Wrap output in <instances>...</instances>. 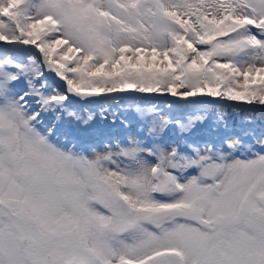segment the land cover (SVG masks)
<instances>
[{"label":"snow or ice","instance_id":"1","mask_svg":"<svg viewBox=\"0 0 264 264\" xmlns=\"http://www.w3.org/2000/svg\"><path fill=\"white\" fill-rule=\"evenodd\" d=\"M37 32L48 39L36 44ZM0 41L45 54L0 51V264H264V121L182 119L121 97L141 125L122 144L97 127L103 104L72 111L44 76L46 64L77 95L87 85L189 97L212 83L210 96L264 105V0H0ZM52 44L82 53L72 78L48 59ZM147 49L172 59L147 68Z\"/></svg>","mask_w":264,"mask_h":264},{"label":"rangeland","instance_id":"2","mask_svg":"<svg viewBox=\"0 0 264 264\" xmlns=\"http://www.w3.org/2000/svg\"><path fill=\"white\" fill-rule=\"evenodd\" d=\"M206 2L210 3L211 0H206ZM37 35L39 36V38L36 40V44H40V42L42 40L46 41L48 39V37L45 36L42 32H37ZM49 35H51V34H49ZM218 39H220V37H218ZM196 47H198L200 50H207V46H205V45H196ZM66 49H67V45H55V44H52L50 49H49L48 59L54 64L55 67H58L61 63H63L65 65V68L62 69V70H64L66 72V74L69 76V78H72L74 74L71 73V72H67V69L73 67L76 64V59H78L79 56L82 55V53H67V57L68 58H65ZM159 51H160V49H157L158 53H159ZM126 55H131V53H127ZM139 55L143 56L142 63L147 68H151L153 63H154L155 64V70H157V71L159 69H161V68H165L167 66V64H168V61L172 59V55H170L168 57V60H165L164 57L162 55H159V54L155 57V59H153L150 49L142 51L141 53L138 54V56ZM135 59L136 58H133V61H132L133 63L135 62ZM218 62L223 64V63H226L227 61L225 59H223V58H220ZM90 63H92V62H90ZM208 63L210 65L212 63V61L209 60ZM257 66L258 67L260 66L259 63H257ZM173 68H175V64H173ZM106 71H107V69H106ZM177 73H178V70H177ZM89 79L92 80L93 82L98 81L100 79V75L95 76V77H89ZM236 80H237L238 83L235 86V90L239 91V92H243L244 90H243L242 87H240V85H243L244 78L237 73L236 74ZM64 81L66 82V80H64ZM86 87H87V85L84 86L82 91H91L89 89H86ZM160 87L163 88L164 85H160ZM213 87H216V85L212 84V83L206 84L205 87H204V90L202 92H199V93L208 94V90L213 88ZM258 87H260L259 77H256V76L250 77L249 78V88L251 89V88H258ZM21 88L23 90H27V85L26 84L21 85ZM131 89H134V88H131ZM184 90L185 89L181 88V87H177V89H176L177 94L182 93ZM49 91H51V89H49ZM219 91L221 93H223L225 91L223 84H221L219 86ZM159 92L172 94L169 91H159ZM21 94H22V92H21ZM217 96H222V97L228 99L226 96H223V95H217ZM229 100H231V99H229ZM236 101H245V102H247V100H236ZM145 103H147V102H145ZM252 103L260 105L256 101H253ZM101 104L102 103L82 104V103L73 102V107H72L71 110L72 111H77L78 109H80L83 106V108L86 110L83 114L86 115L87 111H91V112H95V113L99 114L102 111ZM147 104L149 106L155 105L158 109L160 108V110H162L161 107H160L161 104H159V103H147ZM166 105L168 107L171 106V108H168L165 111L162 110L163 113H170L172 116H178V117H180L182 119H186L188 116H192V115H204V116H207V117L211 118L215 114L220 113L221 111L226 112V113L227 112L231 113V112L235 111V109H232L230 111H228L227 109H224V110H220V109H216V108H214V109L209 108L208 109L207 107H204V106L202 107L201 105H195V104L187 105V106H183V105H168V104H166ZM33 107L36 108V110H39V106L35 105L34 102H33ZM189 107H200V109H196L192 113L190 111ZM201 107H202V109L206 108L208 110L206 112L200 111ZM103 111H104V115L108 117V121H107V123H105V121L99 119V117H98V119L96 121L97 127H101V128L112 127V130L117 133V136L121 140L122 144H126L127 143L129 135L135 136V137L138 138V133H139L141 125H140V122H139V120L137 119V117H136V115L134 113V106L130 107L128 101L119 100V101H116V102L104 103ZM110 111L115 112V113L118 114V119L116 120V123H115L114 126L112 125V117L110 115ZM186 111H188V114L186 115V118H184L183 115H184V112H186ZM240 112L242 113V111H240ZM244 114H245L244 116H246V115L251 114V113H244ZM41 115L44 118L46 123L55 122L54 115L52 113H42ZM260 117H262L264 119L263 116H260ZM64 119L68 120L70 118L65 116ZM121 121H127V123L126 124L125 123H121ZM239 122L240 121H238L237 123L233 124V120L229 118V125L230 126L239 125ZM74 124H75V122L73 121V126H74ZM65 126H67V125H65ZM209 126H211V120H209L204 125L205 128H207ZM221 131H223V126H221ZM145 136H146V133H145ZM61 139H64V138L61 137ZM113 143H114V141H113Z\"/></svg>","mask_w":264,"mask_h":264},{"label":"water","instance_id":"3","mask_svg":"<svg viewBox=\"0 0 264 264\" xmlns=\"http://www.w3.org/2000/svg\"><path fill=\"white\" fill-rule=\"evenodd\" d=\"M22 48L31 51L39 61H44V53L36 47V44L19 45L9 43L7 41H0V51L12 50L13 48ZM44 76L50 86L57 89L60 93L69 97V100L75 103L88 104L89 101H96L97 103H109L121 100V97H133L138 101L147 103H159L168 105H201L208 109H227L228 111L235 109L242 111V113H253L264 117V106L255 103H248L245 101L229 100L222 96H210L205 93H197L195 96L184 97L180 94L172 95L163 92H137L135 89L126 88L124 91L116 92H102L89 95L91 91H82L83 95L76 93H69L67 91V83L54 71H50L47 65H44ZM115 98V99H112Z\"/></svg>","mask_w":264,"mask_h":264},{"label":"bare ground","instance_id":"4","mask_svg":"<svg viewBox=\"0 0 264 264\" xmlns=\"http://www.w3.org/2000/svg\"><path fill=\"white\" fill-rule=\"evenodd\" d=\"M104 105V104H103ZM161 109L163 111L167 110L169 107L166 104H161L160 105ZM160 109V108H159ZM208 110V109H207ZM229 115V118L233 120V124L237 123L238 121H240V118L243 117L245 114L241 113L240 111H233L231 113L227 112ZM248 115H252L253 117H255L258 121H264V119L262 117H260L259 115H255V114H248Z\"/></svg>","mask_w":264,"mask_h":264},{"label":"flooded vegetation","instance_id":"5","mask_svg":"<svg viewBox=\"0 0 264 264\" xmlns=\"http://www.w3.org/2000/svg\"><path fill=\"white\" fill-rule=\"evenodd\" d=\"M190 108V111L193 113L196 109H200V107H189ZM202 109V107H201ZM188 114V111L184 112V118H186V115ZM195 174V173H193Z\"/></svg>","mask_w":264,"mask_h":264},{"label":"trees","instance_id":"6","mask_svg":"<svg viewBox=\"0 0 264 264\" xmlns=\"http://www.w3.org/2000/svg\"><path fill=\"white\" fill-rule=\"evenodd\" d=\"M86 89H89V90H91L88 86L86 87ZM183 106H187V105H183Z\"/></svg>","mask_w":264,"mask_h":264}]
</instances>
